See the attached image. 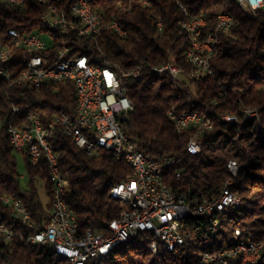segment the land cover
Here are the masks:
<instances>
[{
    "label": "trees",
    "instance_id": "obj_1",
    "mask_svg": "<svg viewBox=\"0 0 264 264\" xmlns=\"http://www.w3.org/2000/svg\"><path fill=\"white\" fill-rule=\"evenodd\" d=\"M94 7L105 21L117 19L126 34L119 36L110 30L99 36L54 34L53 53L69 46L72 54L85 55L89 64L117 73L135 105L134 112L123 122L127 137L152 160H175L165 169L164 180L188 201L201 202L218 196L231 177L227 165L236 160L240 169L231 189L240 198V207L221 214L216 234L205 229L209 221L206 218L182 220L181 232L186 243L177 254H154L150 248L153 234L142 233L109 256L87 264L198 263L202 253L231 246L235 229L250 233L256 242L264 241V9L248 14L237 0H95ZM43 13L44 8L33 1L28 8L0 1V34L6 38L10 27L22 32L51 31L42 19ZM221 14L232 15L234 23L220 36L219 54L211 62L214 77L191 78V66L185 61L191 39L181 23L188 18H204V35L215 33ZM158 22L162 23L161 30ZM169 61L181 69L175 80L153 71L155 66ZM141 64L146 68L139 77L124 76ZM23 85L27 83L14 87L0 83V197L23 202L33 221L31 227L23 225L0 200V222L15 232L11 243L0 236V264H67L53 250L44 251L25 241L50 220L51 187L45 185L49 198L45 207L33 181L45 179L47 170L43 163L32 167L25 153L21 154L31 183L28 188L21 187L7 130L14 120L18 127L27 124L29 112L39 115L44 123L61 112L73 114L76 90L72 82ZM13 105L20 106L18 115L13 114ZM173 105L179 111L197 112L213 122L214 130L200 139L199 154L187 152L189 136L179 134L169 120L167 113ZM246 109L257 112L260 121L245 119ZM227 115L245 120L242 124L228 123L223 121ZM53 146L60 168L70 181L63 198L74 211L80 229L103 232L105 222L121 213L122 205L111 196V190L131 174V166L108 152L88 156L61 127L57 128ZM212 222L209 230H213ZM238 262L236 259L229 264ZM255 264H264V252Z\"/></svg>",
    "mask_w": 264,
    "mask_h": 264
},
{
    "label": "built area",
    "instance_id": "obj_2",
    "mask_svg": "<svg viewBox=\"0 0 264 264\" xmlns=\"http://www.w3.org/2000/svg\"><path fill=\"white\" fill-rule=\"evenodd\" d=\"M36 2L44 8V11H63L61 21L45 20L47 24L59 26L66 35L73 32H94L101 35L105 31L114 33L123 32L124 26L100 27L102 17L99 20V28H90L86 23L87 6L84 0H9L11 2H23L24 8H28L30 2ZM246 6V13L256 14L264 9V0H238ZM146 3V2H144ZM180 7L185 11L183 5ZM204 18H188L182 21L181 26L191 39V48L185 53V61L191 66L190 77L200 79L205 76L214 77L211 61H204V54L210 51L208 41H196L200 23ZM234 23L232 15L223 16V32L227 33ZM161 22L157 27L161 30ZM13 37L20 40L23 48L21 60H14L9 42H5L3 34H0V48L8 47L9 55L0 56V83H8L13 86L16 70H25L24 61L33 59L35 72H30L27 85L38 87L39 78H47V83L72 82L76 90V107L73 114L61 112L49 123H44L42 118L29 112L28 117L34 118V135H27V130L18 129L17 121H12L8 127L9 142L13 149L25 153L32 167H38L42 163L47 170V177L43 179L45 185H50V220L39 227L34 233L29 234L25 241L44 251L50 246H57L62 253L72 256V264H87L93 260L96 253L110 248L114 242L124 238H135L144 233V229H158L163 245H155L152 241L150 248L154 254L178 253V249L185 246V238L181 232V215L192 214L197 218H206L209 221L205 225L207 231L213 234L217 230H209V223L221 221L220 216L226 209H233L240 202V198L231 189L234 179L238 176L240 165L234 160L235 176L228 179L226 196L204 198L201 202L188 201L184 196L175 193L164 180V171H161L162 163H175L174 159L165 161L152 160L143 152L137 150L134 143L127 137L123 122L134 112L135 105L127 95L126 88L113 86V79H120L111 68L104 67L92 70L85 65L80 54H72L71 47L67 46V54H59V50L53 53L55 41L47 33L39 30L22 32L17 28L10 27ZM46 37V38H45ZM26 46H34V53H26ZM219 53H216V57ZM146 68L135 67L133 78L141 75ZM154 70H163L174 80L181 73V69L173 62L158 65ZM102 91H110L109 99H102ZM20 106L13 105V114L18 115ZM245 119L255 118V115H246ZM167 116L181 135H188L189 142L187 152L197 155L201 151L200 139L214 127L210 119H202V116H190L185 111H179L173 105ZM245 119H236L228 123L242 124ZM61 127L65 134L70 137L78 148L85 151L90 157L107 154V148H122V155H113L118 160L124 161V157L135 160V168H131V174L120 183L116 184L117 194L128 199V207H122L123 220H111L105 222L103 232L93 230L91 241H83V231L80 229L77 217L63 198L69 186V179L63 174L53 141L57 138V128ZM85 133H92L106 142V149H92V144L85 140ZM41 140V150H33V141ZM177 176H180L178 173ZM158 193H167V201H159ZM1 202L9 206L15 218L23 221V225L31 227L33 216L28 207L22 203H13L8 196H1ZM134 202H141V211H134ZM214 217V219H211ZM14 229L4 228L0 224V236L6 243L13 241ZM64 237H71V244H64ZM231 238L240 239V246L226 247L216 252H204L200 256V262L194 264H229L238 259V264H255V260H261L260 249H264L262 241L253 243L251 234L235 229Z\"/></svg>",
    "mask_w": 264,
    "mask_h": 264
},
{
    "label": "bare ground",
    "instance_id": "obj_3",
    "mask_svg": "<svg viewBox=\"0 0 264 264\" xmlns=\"http://www.w3.org/2000/svg\"><path fill=\"white\" fill-rule=\"evenodd\" d=\"M3 3L9 4V0H0ZM45 2H53V0H45ZM237 2L240 4L241 8L246 12V6L241 5V2L237 0ZM95 0H84V6H87V13L86 14V23L90 28H99V20L97 17H102L95 9L94 7ZM11 5L13 6H19L24 7L23 2H11ZM230 14H221L218 18L217 23V30L215 33H209L204 35V30L207 26V21L200 23L199 32L196 34V41H208L209 42V49L210 51H206V54H204V61H211L213 58L216 57V53H219V44H220V36L223 32V16H228ZM43 18H46V20H53V21H61V18H63V11H56L50 12V11H44ZM44 20V19H43ZM45 21V20H44ZM162 24V23H161ZM51 28V31H47L44 33H47L49 37H51L55 41L56 35H66L65 31H62L59 29V26H53L51 24H48ZM122 26L117 19L113 18L109 21H105L102 17L100 20V27H111V26ZM162 28V25H161ZM56 34V35H54ZM119 36H124L126 34V30L123 29V32H117ZM73 35L77 37H83L86 35H96L94 32H73ZM5 42H9L10 49H12V57L14 60H21L23 57V48H21L20 40L17 39V37H13V31L11 29L7 30V35L5 38ZM191 43V42H190ZM191 48V45H190ZM26 53H34V46H26ZM59 54H67V46L59 49ZM9 55V48L8 47H1L0 48V56H6ZM85 61V65H88V68H91L92 70H99L101 67L91 65L88 62V59L85 55H81ZM164 65V64H162ZM139 67H143V64H141ZM24 68L25 70H17L16 77L13 79V86L16 84L21 83H27V78H30V72H35V63L33 59H26L24 61ZM155 73H158L160 75L166 74L163 72V70H154ZM134 74V69L129 72V75ZM43 84H47V78H39L38 79V86H41ZM113 86H121V80L120 79H113ZM110 98V91H102V99H109ZM246 115H255L257 117V112L251 109L244 110ZM18 113H20V110H18ZM190 116H201L197 112H186ZM225 120L229 121H236V119H239L236 115H227L224 117ZM202 119H206L202 116ZM257 119V118H255ZM28 123L25 125H21L18 127V129H25L27 130V135H34V118L28 117L27 118ZM210 124L214 127L213 122L210 120ZM85 140H87L90 144H92V149L96 150H104L106 149V142L103 141L101 138H97L95 134L92 133H85ZM33 150H41V140H34L33 141ZM107 152L112 155H122V148H107ZM124 161L131 166V168H135V160L131 157H124ZM172 165V163H162L161 164V171H165L166 168H169ZM228 170L231 173V176H235V166H234V160H231L228 165ZM228 189V179L226 180L221 193L219 196H226ZM111 196L118 200L122 207H128V199L123 198L121 194H117L116 192V185L111 190ZM13 200V199H12ZM158 200L159 201H167V193H158ZM13 203H22L21 201H14ZM240 207V202L235 206L233 209H237ZM134 211H141V202H134ZM71 212H74L71 210ZM189 217H195V215L192 214H182L181 215V221L189 218ZM124 219V212H121L119 217L113 219V220H123ZM23 222V221H22ZM1 226L4 228H9L6 225L2 224L0 222ZM220 227V221H213L212 222V228L213 230H216ZM144 233H152L155 240V245H163V238H160V232L158 229H144ZM93 237V230L88 229L86 231H83V241H91ZM251 238L252 235H251ZM131 238H124L123 240L119 242H114L110 246L109 249L96 253L93 257V260H100L107 256H109L115 249L119 248L121 245L128 242ZM232 245L229 247H236L240 246V239L238 238H232L231 241ZM253 243H260L256 242L253 239ZM64 244H71V237H64ZM262 244H264V241H262ZM53 250L58 256H61L64 260L67 261V264H72V256L69 253H62V250L58 248L57 246H50L48 247V250ZM181 249H178V252H180ZM264 252V249H260V257H262ZM260 260H255V263L259 262ZM200 262V259L198 263ZM197 263V262H195ZM194 264V263H193Z\"/></svg>",
    "mask_w": 264,
    "mask_h": 264
},
{
    "label": "rangeland",
    "instance_id": "obj_4",
    "mask_svg": "<svg viewBox=\"0 0 264 264\" xmlns=\"http://www.w3.org/2000/svg\"><path fill=\"white\" fill-rule=\"evenodd\" d=\"M46 38V37H45ZM258 114V113H257ZM258 121H260V116L259 114L257 115ZM14 155L16 157L17 160V167H18V171L20 173V184L22 188H28L30 187V183H31V176L27 170V165L26 162L23 158V155L20 152L15 151ZM34 184L35 187L38 191L39 197H40V201L42 202V204L47 207L48 203H49V198L46 192V188H45V183L42 179L40 178H35L34 179Z\"/></svg>",
    "mask_w": 264,
    "mask_h": 264
}]
</instances>
